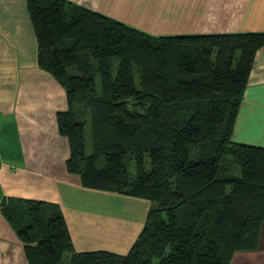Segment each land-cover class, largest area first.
I'll list each match as a JSON object with an SVG mask.
<instances>
[{
  "label": "trees",
  "instance_id": "obj_1",
  "mask_svg": "<svg viewBox=\"0 0 264 264\" xmlns=\"http://www.w3.org/2000/svg\"><path fill=\"white\" fill-rule=\"evenodd\" d=\"M26 2L38 66L67 96V171L150 207L127 253L77 252L58 204L5 198L28 264H230L257 251L264 147L232 133L264 32L152 35L68 0Z\"/></svg>",
  "mask_w": 264,
  "mask_h": 264
},
{
  "label": "crops",
  "instance_id": "obj_2",
  "mask_svg": "<svg viewBox=\"0 0 264 264\" xmlns=\"http://www.w3.org/2000/svg\"><path fill=\"white\" fill-rule=\"evenodd\" d=\"M152 35L264 32V0H68ZM26 0H0V264H28L1 213L9 197L60 206L75 251L125 254L141 232L149 202L83 187L67 171L69 141L56 114L67 109L59 82L38 66ZM233 129L237 143L264 147V46L257 50ZM257 251L230 264H264V222Z\"/></svg>",
  "mask_w": 264,
  "mask_h": 264
}]
</instances>
